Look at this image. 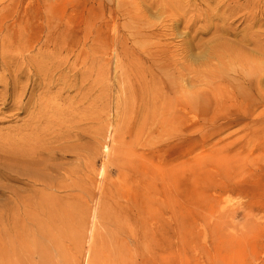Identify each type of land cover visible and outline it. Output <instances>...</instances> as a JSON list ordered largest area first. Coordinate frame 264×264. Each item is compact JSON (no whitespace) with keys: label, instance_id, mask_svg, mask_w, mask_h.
I'll return each instance as SVG.
<instances>
[{"label":"rangeland","instance_id":"374dc122","mask_svg":"<svg viewBox=\"0 0 264 264\" xmlns=\"http://www.w3.org/2000/svg\"><path fill=\"white\" fill-rule=\"evenodd\" d=\"M135 1L143 0H0L2 36L5 33L17 36L22 31L20 22L35 19L29 26V33L31 44L38 46L36 35H44L48 29L44 25L39 26L37 21L44 18L50 3V14L77 19L80 21L81 34H87L92 39L101 37L112 50L107 98L97 102L94 98L104 88L96 84L93 86L92 83L93 104L90 105V101L85 99V105L91 106L89 116L92 115L94 119L86 120L82 126L87 136L78 142H67V145H89L94 142V153L84 160L85 166L89 167L82 164L80 177L77 178L86 185L88 183L91 190L77 199L82 205L79 210V242L55 232L57 237L51 239L42 234L39 239L42 250L28 252L26 246L31 240L24 238L22 243L21 240L16 241L15 252L10 253L9 257L13 264H91L92 260V264H264V97L257 89H251L250 96H238L237 101L223 99L216 107L199 99L201 103H195L192 107V129L187 141L175 143L164 130L160 134L157 131L143 136L150 145L137 146L135 149L142 152L135 160L138 165L135 174L137 172V177L146 179L147 188L124 187L123 182L128 180L131 171L117 169L119 167L111 162L106 165L105 173L101 174L103 163L115 155L119 145L115 137L121 125L120 107L125 96L119 75L126 67L118 62L122 58L119 45L125 42L128 47H136L135 39L129 35L131 16L127 14L135 8ZM219 1H226V5ZM190 2L194 6L189 9L186 18L196 19L198 28L207 24L199 15L206 16L205 12L210 9L223 14L222 19L213 20L218 25L223 26L227 19L234 23L236 34L223 32L222 37L228 44L239 49L241 47L243 54L261 61L263 66L261 72L251 77L255 78V84H251L247 76L235 71L228 75H232L235 81L237 78L241 87L256 86L264 91V0ZM218 3L223 7H217ZM140 4L139 7H145L144 3ZM185 21L176 27L173 35L142 39L143 46L152 49L156 43L167 41L170 43L169 50L182 57L184 50L191 48L190 42L186 40H198L202 45V48H193L195 54L214 44L210 30L185 35ZM163 25L170 27L172 20L156 16L145 23L147 29L153 26L156 31ZM253 33L258 35L252 37ZM242 36L253 38L255 42L242 43ZM256 41L262 45L258 47ZM202 56L206 61L195 62L190 59L188 62L193 67H200L204 75L221 65L217 59L208 61L209 53H202ZM98 62H104L103 56L97 57L95 64H100ZM96 76L97 79L101 78V73H95L93 78ZM90 84L84 83L86 88ZM234 85L237 84L230 81L228 88L232 90ZM75 93L66 92L64 96L70 98ZM12 103V98L6 102L9 105ZM0 105H4L1 100ZM9 105L4 111L8 117L4 118L0 113V132L26 119L25 113L18 117L10 116L15 111ZM56 107H63L62 102L58 101ZM130 141L128 136L126 142ZM159 145L160 156L152 155L150 151ZM187 150L191 157L190 178H176L173 184L169 177L162 181L161 174L170 171L173 163L179 165L185 159ZM148 153L152 157H147ZM12 156L11 152L0 146V208L6 219L0 225V233L9 231L11 224L7 219L11 214L15 216L17 213V217L22 220V229L23 221L27 227L29 223L24 220L25 207L20 206L19 199L28 196L31 188L25 184L26 180H10L9 173L1 167L4 162L11 163ZM57 162L77 168L80 160L71 152L63 159L60 156ZM152 171L156 172L157 179L152 177ZM15 186L18 191L12 192ZM35 187L42 188L40 185ZM59 194L73 201L71 192ZM101 203L113 208L118 221L121 217L123 227L120 230L116 231L113 222H107L99 216ZM150 204L156 206L150 209ZM12 208H16L15 211ZM46 225L44 223L45 228ZM109 240L112 246H106Z\"/></svg>","mask_w":264,"mask_h":264},{"label":"bare ground","instance_id":"6f19581e","mask_svg":"<svg viewBox=\"0 0 264 264\" xmlns=\"http://www.w3.org/2000/svg\"><path fill=\"white\" fill-rule=\"evenodd\" d=\"M190 1L192 0L135 1V8L127 13L131 16L129 35L135 39L136 47H128L125 42L119 45L122 58L118 62L122 66L126 65L119 75L125 95L123 105L120 107L121 125L115 137L119 145L115 155L103 163L101 171V174L105 173L109 162L119 167L117 169L130 170L128 180L123 182L124 187L147 188L146 179L137 177V172L135 174L138 167L135 160L137 155H142V152L135 149L137 146L150 145L149 140L143 139V136L157 131L160 134L164 130L175 143L189 140L192 107L195 103H201L199 99L216 107L223 99L237 101L238 96H250L251 89H257L264 97L262 88L241 87L237 78L236 82L232 75H228L235 71L247 76L251 84H255V78L251 77L261 72L263 66L261 61L243 54L240 51L241 47L239 49L228 44L222 37L223 32L236 34L234 23L227 19L223 26L218 25L213 20L222 19L223 14H219V10L210 9L205 12L206 16L199 15L207 24L198 28L196 19L186 18L189 9L194 6ZM194 1L202 3L207 0ZM219 2L226 5V1ZM140 3H144L145 7H139ZM217 7L223 6L218 3ZM51 8L52 4L48 3L46 15L40 19L41 21H37L39 26L44 25L48 29L44 35L42 33L36 35L38 46L31 44L29 33V26L35 19L20 22L22 31L17 36L8 33L2 36L0 33V86L3 87L0 90V100L1 104H4L0 105V113L4 118L8 117L4 111L9 105L6 104L7 100L12 98L13 103L9 106L15 112L10 116L18 117L24 113L26 116L21 124L0 132V142L3 143L0 146L14 156L11 163L4 162L1 167L9 173L10 180L15 182L26 180L25 184L31 188L28 196L19 199L20 206L25 207L24 220L29 221L28 227L23 221V229L21 228L22 220L17 217V213L15 216L10 215L7 219L11 224L9 231L0 233V264H13L9 254L15 252L16 241L21 240L22 243L24 238L31 240L26 246L28 252L42 250L39 244L42 234L49 239L56 238V234H59L79 242V210L82 205L77 199L80 195L83 197L91 192L90 185L82 183L77 178L80 177L79 169L82 164L85 166L84 160L94 153V142L89 145H67V142H78L87 136L82 126L86 120L94 118L92 115L89 116L92 109L91 106L85 105V99L92 105L91 101L94 99L98 102L107 98L112 50L101 37L92 39L87 34H81L80 21L55 17L50 14ZM156 16L169 17L172 25L170 27L163 25L158 31L154 30L153 26L147 29L145 23ZM184 20L185 35L210 30L214 44L195 54L193 48H200L202 45L196 39L186 40L190 42L191 48L185 49L182 57L169 50L170 43L167 41L156 43L152 49L143 46L141 40L148 36L173 35L176 27ZM255 35L258 33H253L252 37ZM252 39L242 36L240 42H255ZM260 45L262 44L257 42V46ZM202 53H209L211 58L208 57L207 60L217 59L221 65L208 73L205 72L204 75L200 67H193L188 62L190 59L195 62L206 61ZM98 56H103L104 62H98L100 64L96 65ZM185 58L187 62L184 61ZM85 67L86 71H83ZM98 72L101 73V78L97 79V76L93 78ZM230 81L237 84L231 87L232 90L228 88ZM84 83H91L90 87L86 88ZM92 83L93 86L96 84L104 88L94 99ZM241 88L245 90L242 91ZM71 91H76L73 97L64 96V93ZM58 101L62 102L63 107H56ZM128 136L131 138L130 142H126ZM158 147L152 149L150 153L159 157L160 145ZM71 152L80 160L77 168L57 162L60 156L63 159ZM189 153L187 150L185 159L181 160L179 165L173 163L170 171L161 174L162 181L169 177L172 178L173 184L176 178L187 180L190 178L192 168ZM151 154L147 157H152ZM85 167L88 168L89 165ZM143 173L145 175L146 171ZM151 174L157 179L155 171ZM36 185L42 188L35 189ZM11 191L17 192V186L12 187ZM63 191L71 192L73 201L59 194ZM155 206L150 204L149 208ZM14 209L16 208L11 210L15 211ZM2 210L0 208V225L6 221ZM99 216L104 217L107 222H113L116 231L123 227L121 217L118 221L113 208L107 204L101 203ZM44 223H47L46 228ZM111 232L115 233L113 230ZM106 246H112L110 240L106 242ZM17 259L18 256L15 257L16 261Z\"/></svg>","mask_w":264,"mask_h":264}]
</instances>
